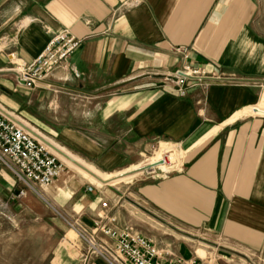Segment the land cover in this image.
<instances>
[{"label": "crops", "instance_id": "crops-1", "mask_svg": "<svg viewBox=\"0 0 264 264\" xmlns=\"http://www.w3.org/2000/svg\"><path fill=\"white\" fill-rule=\"evenodd\" d=\"M62 31L79 49L42 84L18 83L12 70ZM185 65L220 79L182 93ZM0 93V111L63 164L26 201L0 171V218L29 240L0 264H109L84 259L80 233L116 245L97 223L165 261L264 264V116L248 110L264 105V0H0ZM165 149L174 171L135 172Z\"/></svg>", "mask_w": 264, "mask_h": 264}, {"label": "built area", "instance_id": "built-area-1", "mask_svg": "<svg viewBox=\"0 0 264 264\" xmlns=\"http://www.w3.org/2000/svg\"><path fill=\"white\" fill-rule=\"evenodd\" d=\"M82 43L83 40L68 31L55 34L31 65L18 64L12 70L17 82L27 87L42 84L46 75L71 57ZM172 78L182 93L190 81L198 84L208 79H220L216 75H209L203 68L189 65L176 70ZM252 112L264 116L259 113L258 106H254ZM149 165H157L149 171L146 170L149 177H163L176 169L170 162L168 153L164 154L160 161ZM2 169L8 170L15 177L17 186H20L16 196L21 198L26 197L27 191L41 195L40 189L50 186L61 175L63 164L47 144L0 111V171ZM96 231L113 239L116 245L111 247L95 237L80 233L88 247L84 257L86 262L92 257H101L109 264H215L201 259L181 257L165 261L164 253L156 245L131 230L117 231L97 223Z\"/></svg>", "mask_w": 264, "mask_h": 264}, {"label": "rangeland", "instance_id": "rangeland-1", "mask_svg": "<svg viewBox=\"0 0 264 264\" xmlns=\"http://www.w3.org/2000/svg\"><path fill=\"white\" fill-rule=\"evenodd\" d=\"M2 96L3 95L0 93L1 100L3 98ZM0 102L2 104V101H0ZM260 106L264 107L263 104H261ZM174 151H175L174 149H171L168 152L166 151V153L169 154V159H170V162L172 164L178 162V161H176L173 158ZM171 152H172V156H171ZM100 176L103 177V178H108L106 175H100ZM114 187H116L117 190L121 189V185H119V184L118 185L116 184ZM31 194L35 195V196L39 195V194L34 193L32 191H27L26 197L24 196V197H21V198L26 201V199H28L29 195H31ZM44 213L45 214H47V213L52 214V210H44ZM28 229H31L32 231H34L35 227L31 226V227H28ZM46 240H47V236L45 234L44 235V243L46 242ZM28 243H29V240L27 238V234L24 235V236L22 235V238H21V235L19 234V226L18 225L16 226L15 223L11 222L7 218H4V217L0 218V248H1L0 255H1L2 258L10 257L13 260V259H16V258L20 257V254H19V251H18V248H19L18 246L20 244L27 245ZM205 254H203V255H205ZM84 257H85V254H84ZM208 261L213 262V260H208ZM215 264H216V262H215Z\"/></svg>", "mask_w": 264, "mask_h": 264}, {"label": "bare ground", "instance_id": "bare-ground-1", "mask_svg": "<svg viewBox=\"0 0 264 264\" xmlns=\"http://www.w3.org/2000/svg\"><path fill=\"white\" fill-rule=\"evenodd\" d=\"M253 109V107L252 108H250V109H248L249 111H251ZM258 110H259V113H261V114H264V107H261L260 105H258ZM45 141V140H44ZM45 143L47 144V142L45 141ZM48 145V144H47ZM48 147H49V145H48ZM50 148V147H49ZM51 149V148H50ZM52 150V149H51ZM53 151V150H52ZM168 152L169 150L168 149H165V151H163V152ZM163 152H160L155 158H153V159H151L150 160V162L149 163H155L156 161H160V159H163V156H164V154H163ZM170 153V152H169ZM169 155V154H168ZM171 156H172V152H171ZM173 158L175 159V160H177L178 159V155H176L175 154V152L173 153ZM167 169V168H166Z\"/></svg>", "mask_w": 264, "mask_h": 264}, {"label": "water", "instance_id": "water-1", "mask_svg": "<svg viewBox=\"0 0 264 264\" xmlns=\"http://www.w3.org/2000/svg\"><path fill=\"white\" fill-rule=\"evenodd\" d=\"M71 161H73L75 164H77L78 166H80V167H82L83 169H85L83 166H81L80 164H78L77 162H75L74 160H72L71 159ZM155 166H157V165H149L148 164V166H145V167H142L141 169H139V170H137V171H135V172H142V171H145V170H148L149 171V169H151V168H153V167H155ZM86 170V169H85ZM94 175V174H93ZM95 176V175H94ZM97 177V176H96ZM98 178V177H97ZM98 179H100V178H98ZM103 182H106V181H103Z\"/></svg>", "mask_w": 264, "mask_h": 264}]
</instances>
